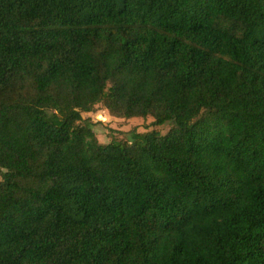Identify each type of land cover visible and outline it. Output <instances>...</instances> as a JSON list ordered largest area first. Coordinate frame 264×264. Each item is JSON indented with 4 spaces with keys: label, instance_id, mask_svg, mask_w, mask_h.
I'll return each instance as SVG.
<instances>
[{
    "label": "trees",
    "instance_id": "obj_1",
    "mask_svg": "<svg viewBox=\"0 0 264 264\" xmlns=\"http://www.w3.org/2000/svg\"><path fill=\"white\" fill-rule=\"evenodd\" d=\"M0 171V264H264V0H0Z\"/></svg>",
    "mask_w": 264,
    "mask_h": 264
},
{
    "label": "rangeland",
    "instance_id": "obj_2",
    "mask_svg": "<svg viewBox=\"0 0 264 264\" xmlns=\"http://www.w3.org/2000/svg\"><path fill=\"white\" fill-rule=\"evenodd\" d=\"M82 116L91 123L92 129L101 143H109L112 140L130 141L133 132L155 130L161 135H165L173 126L171 121L155 125L154 118L151 116L117 117L112 115L102 103L96 104L92 111L83 112Z\"/></svg>",
    "mask_w": 264,
    "mask_h": 264
}]
</instances>
